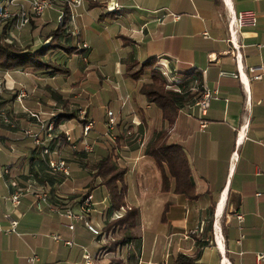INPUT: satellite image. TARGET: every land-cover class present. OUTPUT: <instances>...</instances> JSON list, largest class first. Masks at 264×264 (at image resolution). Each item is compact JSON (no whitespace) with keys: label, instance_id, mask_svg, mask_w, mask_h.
I'll return each instance as SVG.
<instances>
[{"label":"crops","instance_id":"0c3cea01","mask_svg":"<svg viewBox=\"0 0 264 264\" xmlns=\"http://www.w3.org/2000/svg\"><path fill=\"white\" fill-rule=\"evenodd\" d=\"M64 7L51 0L26 27L50 31L56 25L50 26L52 17ZM243 9H252L256 21L231 35L232 47L228 21ZM67 10L73 16L68 27L72 25L76 35L66 43L80 45L81 71L95 50L92 42L114 44V87L119 95L114 111L106 109L114 114L118 139L102 135L104 109L97 123L84 102L85 119L93 124L84 139L92 149L80 155L81 123L56 118L63 88L44 83L45 77L32 72L0 69V264H86L83 252L90 255L87 264H175L177 253L191 257L190 264H264V0H81ZM12 31L3 35L6 40ZM128 53L137 62L155 57L171 86L192 72L191 90L211 92L204 112L195 102L184 105L167 125L160 110L137 92L145 77L135 81L124 74L120 58ZM252 66L260 68L254 71L260 78L252 77ZM23 82L27 95H16ZM48 87L54 93L48 96L56 112L53 124L45 117V93L40 95ZM199 121L205 125L199 127ZM24 130L48 147L47 153L40 152L42 157L65 159L67 174L46 172V161L32 158L40 145L35 149ZM159 130H165L166 143L181 145L193 196L176 191L167 165L144 152ZM106 153L123 168V206L137 212L128 231L117 224L106 227L124 208L110 209L106 187L89 168ZM15 188L23 193L14 204L7 195ZM85 190L92 208L69 229L58 210L66 205L77 209ZM36 191L47 194L39 209L34 205ZM4 212L16 219L15 232L4 230ZM84 220L99 227L100 234L85 229ZM53 233L59 239L52 238ZM109 238H114L112 243ZM31 253L37 256L33 262L26 259Z\"/></svg>","mask_w":264,"mask_h":264},{"label":"trees","instance_id":"16d2710c","mask_svg":"<svg viewBox=\"0 0 264 264\" xmlns=\"http://www.w3.org/2000/svg\"><path fill=\"white\" fill-rule=\"evenodd\" d=\"M64 17L61 23L55 25L48 33L45 34L46 42L41 43L39 48L28 49L15 46L11 42H6L5 35L7 25H3L0 29V69L2 70H25L33 73H44L48 77H53L56 74L67 73L68 69L65 66L52 62L46 55L52 52L60 51L63 54L70 55L74 53L76 46L68 45L66 41L75 36H71L68 31V10L65 6L63 9ZM3 39V40H2ZM27 45V44H26ZM67 57V56H66ZM120 63L124 66V74L132 80H139L141 77L145 79L139 82L137 92L144 96L148 103L156 106L160 112L162 119L167 125L173 123L178 110L184 105L193 104L201 95L200 89L191 90L189 77L192 72L185 75L184 79L178 81L175 86H171L163 72L160 70L155 57H148L141 62H137L131 53L120 58ZM56 118H77L80 123L86 121L85 118L80 119L77 114L59 112ZM115 134V133H114ZM118 136L114 135L113 141H116ZM108 140V139H107ZM38 149L39 145H34ZM40 150V148H39ZM79 154H85L82 145L76 150ZM75 151V152H76ZM91 151V150H90ZM144 152L151 155L157 164L165 163L169 169V173L175 180L174 189L176 191L193 196L188 192L192 188L188 166L185 154L181 145L176 143H166L165 130L155 132L146 142ZM38 154L32 156L39 162L44 163L46 156ZM65 161V159H64ZM92 169V175L99 176L100 182L106 187L110 209H118L120 205H124L125 184L122 182L123 168L116 165L109 153L101 155L89 166ZM46 167V172L49 170ZM52 171V170H50ZM36 173V172H35ZM53 173V172H52ZM57 173V172H56ZM49 175H53L49 173ZM88 190L79 197L81 200ZM136 209L133 207H125L124 211L117 217L113 218L106 227L112 225L125 226L127 231L134 226L136 220ZM122 239V238H121ZM175 264H190L191 257L177 253L174 260Z\"/></svg>","mask_w":264,"mask_h":264},{"label":"built area","instance_id":"2783aa9c","mask_svg":"<svg viewBox=\"0 0 264 264\" xmlns=\"http://www.w3.org/2000/svg\"><path fill=\"white\" fill-rule=\"evenodd\" d=\"M60 3L64 4L68 9L75 8L76 6L80 5L81 0H58ZM51 5V0H0V29L3 25H7L6 32L8 33L9 30H21L26 27L30 20L35 17H39L43 14L46 8ZM27 6V7H26ZM70 11V10H69ZM64 17L63 11L58 10L56 14V21L61 23ZM73 16L71 13L68 14V23L72 24ZM256 21V14L252 9H243L235 12L228 21V41L230 45L233 47L235 46L231 40V35H235L239 30L244 26H254ZM68 33L71 36L76 35L75 28L71 25L67 28ZM5 41L6 38L4 39ZM85 47L84 44H82ZM256 69H260L259 67H249L248 71L252 73V77L254 79L260 78V73H255ZM210 93L207 90L202 91L200 97L195 101V104L200 108V111L203 113L205 108L208 105V100L210 98ZM23 96L22 92L19 94ZM78 115L81 116V119L84 118V110L79 109ZM7 121V120H6ZM204 121H199V127H203ZM92 126V122L86 120L84 123L81 124V144L82 148L85 151H89L92 149V145L85 141L84 136L87 134L89 129ZM115 126V117L112 111L106 110L105 111V122H104V135L109 139H114L113 129ZM47 131H50V126L47 127ZM23 134L26 136H30L34 145H40V152L41 154H45L49 151L46 145L42 144L35 134H33L29 130H24ZM50 137V134H47ZM69 137L66 135L65 140L69 141ZM47 166L54 171H59L63 174H67L68 169L66 163L63 158H47L46 159ZM14 183V182H12ZM23 193V189L15 188L10 193H8L7 198L12 203H18L20 196ZM34 195V205L36 208L41 207V200H44L47 196L45 191H36L33 192ZM91 195L88 193L86 194L81 200L78 202L77 209H73L71 206L66 205L63 206L61 209L58 210V213L64 217L67 221L64 223L65 226L69 229L73 228L74 222L83 218L84 214L88 213L91 210ZM124 206L120 205L119 210H123ZM115 217L119 216V212H115ZM2 217L7 221L8 226L4 228L5 231H13L15 232L16 226V219H14L10 213L4 212ZM237 218H241L240 214L236 215ZM83 225L85 229H87L91 234L97 235L100 234V228L96 225L90 223L88 220L83 221ZM52 238L59 239V235L56 233L51 234ZM66 244H71L72 241L69 239L63 240ZM261 253L256 254V258L259 259L261 257ZM84 262L87 264L90 262V255L87 252H83L82 254ZM26 259L30 262H33L37 259L35 253L29 254Z\"/></svg>","mask_w":264,"mask_h":264},{"label":"rangeland","instance_id":"374dc122","mask_svg":"<svg viewBox=\"0 0 264 264\" xmlns=\"http://www.w3.org/2000/svg\"><path fill=\"white\" fill-rule=\"evenodd\" d=\"M50 23L51 27L53 26V24H57L56 18L54 19V16L52 17V22ZM48 32L49 31H47V29L39 31L34 30V27L32 25L18 31L13 30L11 32V35L8 36L7 40H10L11 43H13L15 46L21 48H26L29 45V47H27L28 49H36L40 47V42H42V39L45 38V34ZM92 43L94 47L93 49L95 50H93L89 54L90 56L88 57L89 59L88 63H86L87 68L85 71H81V68L78 66V62L80 60L79 55L82 52L80 45H78L74 51L75 54L71 57L69 54H66V57L65 54L60 51L52 52L51 54L48 53L46 55V57H48L52 62L65 66L68 69L67 73L56 74L53 80L49 79L50 77L46 76L44 73L32 72V74H34L36 77H45L43 80L44 83H57L58 86H61V88H63V91L61 93L62 95H59L60 98H57V105L61 108L60 112H74L77 114V117L81 119V116L78 115V111L79 109H83L85 114V109L82 104L84 102H87L93 118L97 123H99L103 116L102 109H104V112L109 109L114 111L117 106L118 101L116 100V97L119 95V90L118 86L114 87L115 82L113 75V68L115 66L114 61L117 53L111 40H103L101 42H98V45L94 42ZM116 77L118 78L117 81H120L119 75ZM21 86L23 87L21 88L19 86L20 89H16V95H19L21 92L24 95H27L26 83H21ZM50 89L51 88L48 87L46 91L41 92L40 95L43 96V94L45 93V99L47 100L45 107H47L48 109V113L45 114V117L46 120H49L50 123L53 124L51 121L56 112L55 110L51 109L53 106L48 101V96L54 95L53 91H50ZM17 97L21 99L19 96ZM107 107L109 109H106ZM24 112L29 115L27 111ZM30 112L38 115L34 111ZM75 119L78 121L77 118ZM104 122L105 120L103 121L102 135L106 138V136L104 135ZM92 127L93 124L91 128ZM91 128L89 130H91ZM76 132H79V128H77ZM86 136L87 134L84 136V138H86ZM113 239L109 238L107 241L112 243Z\"/></svg>","mask_w":264,"mask_h":264}]
</instances>
